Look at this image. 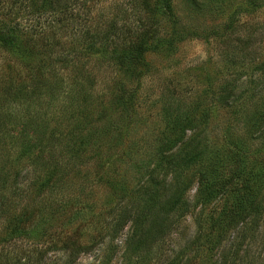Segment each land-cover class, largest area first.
<instances>
[{
  "label": "rangeland",
  "instance_id": "obj_1",
  "mask_svg": "<svg viewBox=\"0 0 264 264\" xmlns=\"http://www.w3.org/2000/svg\"><path fill=\"white\" fill-rule=\"evenodd\" d=\"M130 3H71L73 24L66 25L71 18L67 17L46 29L35 43L40 54L32 61L0 48V264H17L19 259L23 264H67L62 251L43 254L40 246L32 251L28 232L8 238L24 208L34 211L33 226L52 237L62 239L76 228L84 232L81 243L92 247L78 254L72 264H164L175 256L180 264H209L217 257L209 235L202 232L190 249L197 234L192 210L152 260L125 259L124 241L130 228L126 226L111 243L108 227L123 205L139 198L138 169L148 162L154 165L158 158L166 120L162 109L168 103L175 106L171 97L184 100L200 119L199 137L207 138L206 163L221 167L235 152L246 159V166L262 163L264 128L256 133L252 115L264 109V90L259 91L262 97L255 105L242 98L235 106L220 95L224 80L233 76L243 88L264 89V82L256 84L253 69L264 61V0H172L174 17L154 18L164 47L148 52L143 63L131 66V73L109 60L101 47L83 56L76 70L61 61L79 26L105 29L116 22L120 28L136 30ZM30 4L0 0V20L4 17L38 29ZM175 25L177 31L195 34L174 41L178 34L172 40L169 32ZM39 69L44 71L42 76ZM30 82H36L38 96L32 102L16 99L20 86ZM8 110L16 120L30 119L37 126L40 135L30 153H22L20 138L5 131L13 123L5 118ZM45 160L49 162L44 164ZM50 169L56 171L54 192L38 189ZM194 188L187 193L188 200ZM35 230H30V237L36 236ZM256 236L246 248L244 263L264 264V226Z\"/></svg>",
  "mask_w": 264,
  "mask_h": 264
},
{
  "label": "trees",
  "instance_id": "obj_2",
  "mask_svg": "<svg viewBox=\"0 0 264 264\" xmlns=\"http://www.w3.org/2000/svg\"><path fill=\"white\" fill-rule=\"evenodd\" d=\"M26 1L33 6L32 16L35 18L33 21L39 23L38 29H34V25L22 26L18 21L5 20L1 17L0 48L13 52L14 56L21 60L32 61L37 54H40L35 43L46 29L56 23L59 24L62 18L67 17L71 18L66 25L73 24L74 16L69 8L71 9V3L77 0ZM253 3L255 4V1H250V4ZM130 10L137 22L136 30L120 28L116 22H111L105 29L99 25L79 26L76 28V33L70 37V48L62 52L61 61L76 70V67L80 68L79 63L83 60V56L87 57L101 47V51L108 52L109 60L131 73V66L143 63L148 52L164 47V39L158 37L154 18L166 16L171 19L174 16L172 0H131ZM70 12L72 15L68 14ZM233 15L234 13L229 18ZM175 34H178V38ZM192 34H195L194 31H177L176 25L169 32L172 40L175 35L174 41ZM253 69L258 76L256 84L264 82V61H259ZM43 72L39 69V76H42ZM238 80V77L234 76L225 79L220 96L227 103L235 106L242 98L253 101L254 105L258 103L257 101L262 97L260 90L264 89L256 86L243 88L236 84ZM243 85L245 86V83ZM20 87L22 90L17 93L16 99L32 102L33 96H38L36 82ZM170 100L174 101L175 106L168 103L166 108L162 109V111L165 109L162 114H165L166 120L164 143L158 149L160 151L158 160L155 159V164L152 166L148 162L138 169L139 198L137 201L123 205L115 219L110 222L108 227L110 242L113 243V240L117 239L121 231L128 226L130 232L124 241V258L130 259L131 256H135L136 261L152 260L157 249H161L159 246L164 244L167 237L173 233L172 230L178 222L186 212L192 210L195 213L197 234L191 242L190 249L197 244L196 239L202 232L209 235L212 248L217 250L216 259L209 264H248L242 260L246 255V248L252 246L257 238L256 234L264 226V159L262 163L258 161L255 165L246 166L244 163L246 159L235 152L231 153L221 167L218 164L206 163L204 145L207 138L199 137L200 119L190 112L186 102L180 97H171ZM12 101L15 102L14 99ZM256 108L257 106L252 111ZM9 112L10 110L6 112L5 118L13 122L12 128H6L5 131L20 138L22 153H30L36 147L35 139L40 135L37 126L30 119L23 120L20 117L16 120L15 114ZM252 116L257 133L264 128V109ZM166 133L175 135L169 136ZM45 147L47 148L46 144L40 149L39 157L45 152ZM174 148L177 150L174 151ZM49 161L45 160L44 164ZM55 172L53 169L46 171L44 174L48 173V176L44 175V178L40 179L42 183L39 184L38 189L54 192L57 182V179H54ZM193 185L195 190L191 200H188L187 193L192 190ZM22 210L16 216V222L8 238H19L22 237L21 234L28 232L26 238L34 243L32 251L38 246L43 247V254L44 251H62L67 255L66 263L72 264L78 254L92 247L81 243L84 232H79L77 228L65 234L62 239H57L58 235L52 237L46 231L36 229L32 223L35 222L32 215L34 211L29 208ZM31 229H36L35 237H30ZM214 231L216 233L210 235ZM197 249L198 247H195V250ZM42 256L37 259L40 260ZM17 264H23L21 259ZM164 264L180 263L175 256L167 259Z\"/></svg>",
  "mask_w": 264,
  "mask_h": 264
}]
</instances>
